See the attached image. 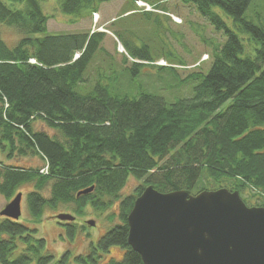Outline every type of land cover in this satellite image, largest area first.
Wrapping results in <instances>:
<instances>
[{
  "label": "trees",
  "instance_id": "1",
  "mask_svg": "<svg viewBox=\"0 0 264 264\" xmlns=\"http://www.w3.org/2000/svg\"><path fill=\"white\" fill-rule=\"evenodd\" d=\"M106 1L62 0L60 8L75 22L99 13ZM181 1L195 4L227 36L207 54V70L153 60L148 46L137 51L128 41L122 45L133 51L122 58L128 71L158 67L174 81L170 87L193 90L171 103L146 91L127 94L106 76L113 62L99 64L91 76L98 55H108L107 32L50 34L40 0H0V153L8 160H44L39 167L0 160L1 195L9 202L31 185L26 199L36 223L47 211L72 205L78 217L90 206L99 214L110 211L111 222L118 219L84 253L65 250L57 259L36 227L0 214V264H101L114 246L123 258L104 264H144L129 244L127 216L147 185L192 194L226 187L241 197L249 192L258 202L243 198L245 203L264 207V25L246 16L254 0ZM216 8L231 17L232 26ZM11 29L18 35L14 44L4 38ZM163 58L167 64H158ZM36 121L53 133L36 130ZM131 178L143 183L123 196ZM91 187L93 192L80 194ZM61 224L73 241L80 225Z\"/></svg>",
  "mask_w": 264,
  "mask_h": 264
},
{
  "label": "rangeland",
  "instance_id": "2",
  "mask_svg": "<svg viewBox=\"0 0 264 264\" xmlns=\"http://www.w3.org/2000/svg\"><path fill=\"white\" fill-rule=\"evenodd\" d=\"M62 0H40L41 9L50 16L48 30L50 34L78 33L86 31H102L107 32L103 42L104 48L108 55H98L96 61L90 65L89 71L91 76L96 75L95 69L99 64L109 65L113 62L115 67L106 66V76H112L117 85L122 86V90L130 96H136L142 91L155 93L164 97L168 102L173 103L179 98L191 97L193 90L188 88L170 87L174 81L161 72L160 68L149 65L142 66L139 73L128 71L123 65V56L133 53L132 49L140 51L144 50V46H148V54L153 60L161 57L166 58L169 62L181 63L185 62L187 69L193 70L201 66L202 70L211 67L212 60L209 55L215 46L223 45L227 36L225 33L216 31L214 25L198 13L195 4L186 5L181 0H166L158 8L153 4L158 0H142L146 4L151 5L152 9L146 10L145 7L137 5V0H110L100 5L99 13L78 19L72 22L73 17L63 13L60 8ZM156 7V8H155ZM223 18L233 25L231 17L226 12L216 8ZM255 24L264 25V0H254L246 12ZM4 38L10 44L16 43L18 35L11 30H6ZM128 41L131 48H121ZM251 44L246 45V50H252ZM103 57V60L101 59ZM163 58V60H164ZM159 61L158 64L166 65L167 61ZM103 61V62H102ZM144 63H148L143 61ZM155 63V62H154ZM201 63L200 65H197ZM157 64V63H156ZM178 66V65H176ZM180 76L184 77L187 73L184 68L180 67ZM170 79H169V78ZM172 81V83H170ZM230 103V102H228ZM228 103L226 106H228ZM35 129H45L53 133L52 129L45 126L41 121L34 123ZM0 160L5 164H19L22 166L39 167L44 164V160L39 156L16 157L8 160L6 155L0 153ZM143 182L131 178L124 191L123 196L130 194L138 185ZM31 185H25L21 188L22 197V215L21 221L27 225L34 226L38 229L40 237L47 240L56 258L59 259L65 250H70L73 254L84 253L89 247L90 241H97L103 236L116 221H110L108 215L110 211L99 214L90 206L85 210L82 217L73 210L72 206L62 207L55 211H47L40 223L34 222L31 213L28 210V202L26 193L29 192ZM251 204L257 203V197L250 198V193L245 192L243 197ZM8 201L0 193V211L5 208ZM117 211L118 209L115 208ZM70 213L75 215V220L80 225L79 233L71 241L66 232V226L61 224L56 216L60 213ZM95 221V225H89L88 221ZM85 226L84 228H81ZM109 254L102 259L104 264L109 259L121 260L124 255L118 246L112 247Z\"/></svg>",
  "mask_w": 264,
  "mask_h": 264
},
{
  "label": "water",
  "instance_id": "3",
  "mask_svg": "<svg viewBox=\"0 0 264 264\" xmlns=\"http://www.w3.org/2000/svg\"><path fill=\"white\" fill-rule=\"evenodd\" d=\"M22 196L19 192L0 214L19 220ZM56 217L76 218L64 212ZM127 219L129 244L144 264H264V207L248 206L240 192L226 187L192 194L147 185Z\"/></svg>",
  "mask_w": 264,
  "mask_h": 264
}]
</instances>
